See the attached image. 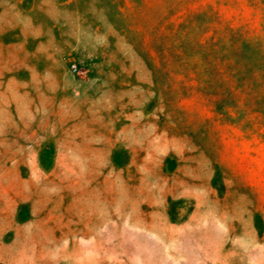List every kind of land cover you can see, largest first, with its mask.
Segmentation results:
<instances>
[{"label": "rangeland", "instance_id": "rangeland-1", "mask_svg": "<svg viewBox=\"0 0 264 264\" xmlns=\"http://www.w3.org/2000/svg\"><path fill=\"white\" fill-rule=\"evenodd\" d=\"M0 264H264V0H0Z\"/></svg>", "mask_w": 264, "mask_h": 264}, {"label": "built area", "instance_id": "built-area-1", "mask_svg": "<svg viewBox=\"0 0 264 264\" xmlns=\"http://www.w3.org/2000/svg\"><path fill=\"white\" fill-rule=\"evenodd\" d=\"M74 67V66H73Z\"/></svg>", "mask_w": 264, "mask_h": 264}]
</instances>
